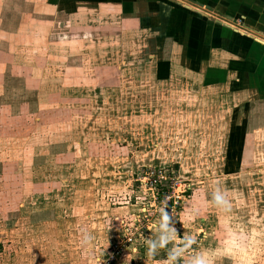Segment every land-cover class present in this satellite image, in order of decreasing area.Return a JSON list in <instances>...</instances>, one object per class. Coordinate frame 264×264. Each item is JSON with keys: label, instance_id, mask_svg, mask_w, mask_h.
<instances>
[{"label": "rangeland", "instance_id": "rangeland-1", "mask_svg": "<svg viewBox=\"0 0 264 264\" xmlns=\"http://www.w3.org/2000/svg\"><path fill=\"white\" fill-rule=\"evenodd\" d=\"M58 1L0 0V264H162L164 250L146 255L159 206H150L158 199L150 173L187 190L176 232L182 238L188 230L189 254L213 261L208 221L184 226L188 207L198 205L195 223L207 213L221 235L226 221L237 236L231 246L239 241L242 257L250 249L248 257L264 264V161L238 165L216 148L207 156L204 124L220 129L219 113L191 108V79L173 76L175 48L161 39L153 6L146 10L151 28L131 34L121 18L117 25L58 14ZM85 28L95 44H79ZM110 84L118 87L113 93ZM178 84L182 109L172 94ZM215 190L227 194L230 211L210 202ZM131 204L135 211H125ZM124 224L133 226L132 241L111 262ZM82 231L91 236L87 249ZM237 257L225 264H239Z\"/></svg>", "mask_w": 264, "mask_h": 264}, {"label": "crops", "instance_id": "crops-1", "mask_svg": "<svg viewBox=\"0 0 264 264\" xmlns=\"http://www.w3.org/2000/svg\"><path fill=\"white\" fill-rule=\"evenodd\" d=\"M87 1L90 5L83 6L78 5L80 0H60L57 3L56 13L84 16V18L93 15L102 23L109 20V23L117 25H120L121 18L132 25L129 32L134 34L136 30L151 28L146 10L148 9L147 4L149 7L153 6L152 16L163 34L161 39L170 40L175 48L172 62L177 70L173 72V76L177 77V82L183 74L191 79L190 93L193 98L191 108L197 111L207 110V115L219 113L220 118L217 120L220 129L216 130L217 127L211 129L209 124H204L208 126L207 156L209 157L210 148H216L222 153L223 158L236 156L239 159L238 165L241 163L245 166L247 159L251 157L257 163H263L264 0ZM83 7L86 9H82ZM117 28L118 26L115 29ZM86 30L88 29L85 28L84 32ZM84 34H86L85 39H79V44H95L93 40L87 39L89 33ZM130 37L132 38L131 35ZM96 56H99L98 52ZM166 75L160 71V77H166ZM96 76H98L97 73ZM114 76L117 74L112 73L110 77L114 79ZM110 86L111 93L118 88L116 85L110 84ZM181 88L178 84L174 89L172 88V94L176 96L181 94ZM182 100L183 95H178L176 101L179 105L174 103L175 109L178 106L183 108ZM176 118L175 124L182 126L183 121L176 120ZM219 142L222 143L220 147L215 145ZM63 156L64 158L70 157L68 153H64ZM208 168H213V166ZM255 185L263 188L262 182ZM124 210L135 211V205H128ZM201 216L200 221L195 223V218L186 214L184 223L187 225L184 226L188 229L192 227L197 229L199 226L202 227L201 221H208L205 231L208 242L206 252L211 253L212 256L209 257L213 260L209 264H225L232 262V259L235 260L234 257L240 253L241 246L239 241L235 247L231 246V239L226 238L223 225L226 221L219 223L223 229L220 235L209 222V214ZM187 231H184L185 235ZM233 233V236L237 237L235 232ZM242 234L238 236L240 239L247 238L248 235L245 232ZM244 253H246L243 254L244 257L239 254L237 262L257 263L253 256L248 257L249 254L252 255L250 249L245 250Z\"/></svg>", "mask_w": 264, "mask_h": 264}, {"label": "clouds", "instance_id": "clouds-1", "mask_svg": "<svg viewBox=\"0 0 264 264\" xmlns=\"http://www.w3.org/2000/svg\"><path fill=\"white\" fill-rule=\"evenodd\" d=\"M221 212L230 211V203L227 199V194L220 190H215L211 194L210 201ZM200 207L198 205H190L187 210V215L195 217L199 215ZM226 238L231 239L234 235L232 231L225 228ZM192 237L185 235L184 237H178L176 232V225L173 217L170 215L167 207V197L163 198L160 202L158 209V215L156 217V230L153 235L145 238L146 255L153 257L157 255L161 250H164L165 256L162 260V264H208V258L203 252L198 250H191L185 248L189 240ZM91 236L86 231L81 233L82 247L87 249L90 243ZM179 240V243L177 242Z\"/></svg>", "mask_w": 264, "mask_h": 264}, {"label": "built area", "instance_id": "built-area-1", "mask_svg": "<svg viewBox=\"0 0 264 264\" xmlns=\"http://www.w3.org/2000/svg\"><path fill=\"white\" fill-rule=\"evenodd\" d=\"M150 179L152 180V187L156 189L158 199L155 200L153 204L150 206H156L155 203H158L160 206V202L163 198L167 197V207L169 210L170 215L173 217L174 223L177 227V223L180 221L179 217V209L181 208V205L183 203L184 194L186 191H184L182 194L178 193L177 190L180 189H174L170 185H167L163 183V180H166L164 176H156L155 173H150ZM172 188V189H171ZM159 206L157 205V209H155V212H158ZM149 209L145 208L143 209V217L145 219H148ZM146 214V215H145ZM139 216L138 218H140ZM134 221H136V217L134 218ZM146 229H150L149 226H144ZM125 233L122 237V241H119V244L116 245L115 250L113 251V256H111V262L115 261V256L120 254L122 251H124L123 245H126L128 242L132 241V236L134 235V230H132L133 226L130 227L128 224H124ZM178 232V231H177Z\"/></svg>", "mask_w": 264, "mask_h": 264}]
</instances>
